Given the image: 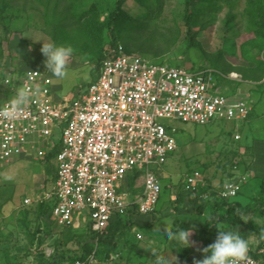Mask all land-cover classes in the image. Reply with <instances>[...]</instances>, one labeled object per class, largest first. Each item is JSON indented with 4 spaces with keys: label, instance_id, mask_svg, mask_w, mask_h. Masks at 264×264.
I'll return each mask as SVG.
<instances>
[{
    "label": "rangeland",
    "instance_id": "obj_1",
    "mask_svg": "<svg viewBox=\"0 0 264 264\" xmlns=\"http://www.w3.org/2000/svg\"><path fill=\"white\" fill-rule=\"evenodd\" d=\"M118 1L0 0V65L7 59V74L13 79L41 68L51 77L56 101L85 87L95 76L98 54L118 45L150 61L220 72L214 83L223 93L243 98L249 115L239 122L224 118L202 125L175 122L177 149L163 165L150 166L163 184L157 225L165 220L161 206L170 188L166 213L187 216L194 210L191 193H183L181 186L187 175H193L202 188V182L218 185L239 169L247 172L248 183L255 185L234 199L250 202L245 221L264 231V213L260 212L264 208V175L254 177L249 168L264 165V0H121L131 21L107 26V17L117 9ZM187 9L190 34L185 25ZM139 24L140 28L136 27ZM42 41L73 47L63 79L45 68ZM235 133L241 135L239 139H234ZM50 180L51 171L43 160L26 157L0 163V264H36L51 247L58 253L75 248L72 236L85 232L83 223L80 227L59 226L52 214L43 211L48 203L42 195ZM25 197L33 202L23 205ZM220 226L238 228L250 245L259 246L264 240V232L246 230L242 225ZM139 229L143 239H127L126 235L112 250L100 248L96 263L154 264L174 256L180 264L190 253L203 258L201 249L212 243L219 231L211 235L192 231L190 246L181 248L178 241L151 228Z\"/></svg>",
    "mask_w": 264,
    "mask_h": 264
},
{
    "label": "built area",
    "instance_id": "obj_2",
    "mask_svg": "<svg viewBox=\"0 0 264 264\" xmlns=\"http://www.w3.org/2000/svg\"><path fill=\"white\" fill-rule=\"evenodd\" d=\"M214 73L154 63L118 45L101 59L85 87L59 101L53 98L51 77L41 68L13 80L6 77L10 93L0 98V107L8 108L18 87L28 99L15 119L0 118V163L19 156L44 160L56 149L55 178L42 198L52 201L51 214L59 226L83 223L99 233L118 215L151 214L162 191L154 168L177 149L175 122L202 125L214 118L247 116L246 101L237 93H223L213 81ZM135 172L139 194L126 187L128 175ZM197 181L187 175L183 190L193 192ZM245 182V175L234 173L213 194L204 192L200 198L231 199ZM32 202L31 197L23 198L25 205ZM95 261L94 249L85 259L75 257L62 264ZM240 264H264V240L257 249H249Z\"/></svg>",
    "mask_w": 264,
    "mask_h": 264
},
{
    "label": "trees",
    "instance_id": "obj_3",
    "mask_svg": "<svg viewBox=\"0 0 264 264\" xmlns=\"http://www.w3.org/2000/svg\"><path fill=\"white\" fill-rule=\"evenodd\" d=\"M117 9L110 12L109 16L107 17L106 25L108 26L109 23L115 24V26H119L124 21H131V15L127 12L123 11V8L121 6V0L117 2ZM149 16L146 15L144 18H148ZM185 25L187 28L188 33L190 34V28H189V10H186V17H185ZM132 23V22H131ZM133 29L135 27V24H130ZM140 24L136 27L140 28ZM112 31V29H109ZM114 45H116L114 43ZM116 47V46H115ZM114 48V47H113ZM126 52H130L126 49H124ZM105 54L100 53L98 54V60L95 64V70L98 68V65L102 58H104ZM154 63H161L152 61ZM171 65V64H170ZM175 65V64H172ZM191 69H201L197 66H191ZM216 76L221 77L220 72L214 73ZM249 115V113H247ZM248 115L243 118L245 120ZM56 149L48 152L43 160V162L48 166V169L51 171V180L52 181L55 178V167L52 164L53 157L55 155ZM139 172H135L131 175H128V189L132 190L133 192H138L139 189L135 187V178L138 176ZM234 172H232L226 179L230 178ZM160 178V177H159ZM225 179V180H226ZM162 184V183H161ZM262 185L264 186V181H262ZM262 186V188H264ZM163 188V184H162ZM208 190V187L203 186L202 188H199L196 186L195 190L191 192L189 199L190 202L194 206V212L196 214H201L204 210V207L206 206V203L208 200H200V194L204 193ZM213 193V192H212ZM189 194V193H187ZM239 194V193H238ZM263 201V200H262ZM48 203V204H47ZM47 205H45L43 211H46V213L51 214V208L52 203L50 201L46 202ZM210 215L208 218H211L213 222H216L217 225H229V226H238L242 225L244 229L258 231V232H264L262 228L259 226L248 223L244 220L243 216L246 213V207L240 205L239 202L229 199H219L214 198L212 200V205L210 207ZM249 209L252 210L250 207ZM261 213H264V208L261 209ZM167 214H170L168 212ZM194 223L195 228L194 230L200 233H213L216 230L215 225H210L209 223L205 222V224H202L200 221L195 219L185 220V219H175L174 225L176 228H184L189 225V223ZM132 223V219L130 216L121 217L118 215L115 219H113L107 227L102 232H91L87 228V226L84 227L85 232L82 234H75L72 236V240L75 244V248H66L61 253H58L55 248L51 247V252L44 256L45 259L41 258L37 261L36 264H62L64 262H68L73 260L75 257H81L82 259H85L87 255H89L94 249L95 254L97 252H100L103 248L106 251L112 250L115 246L117 241L121 238V236L124 234V232L129 228V224ZM166 231V230H165ZM98 249V251H96ZM252 255L255 256V253H252ZM7 264H17V263H7Z\"/></svg>",
    "mask_w": 264,
    "mask_h": 264
},
{
    "label": "clouds",
    "instance_id": "obj_4",
    "mask_svg": "<svg viewBox=\"0 0 264 264\" xmlns=\"http://www.w3.org/2000/svg\"><path fill=\"white\" fill-rule=\"evenodd\" d=\"M40 52L45 58L43 63L55 77L63 79L68 73V63L72 57L74 49L71 45L58 44L54 41L44 42L40 47ZM28 99L27 92L23 89H17L12 102L8 108L0 107V118L15 119L18 115V109ZM210 225H215L219 230L215 240L202 248L205 254L201 260H194L193 264H240L248 257L250 245L249 241L240 233L238 228H224L213 222L211 218H205L203 221ZM167 230L162 234L169 240H176L182 247H188L191 244L189 240L190 233L194 230L195 224L189 223L184 228H176L172 222H165ZM157 231H160L156 227ZM155 255V251L153 252ZM160 264H176V257L163 258Z\"/></svg>",
    "mask_w": 264,
    "mask_h": 264
},
{
    "label": "crops",
    "instance_id": "obj_5",
    "mask_svg": "<svg viewBox=\"0 0 264 264\" xmlns=\"http://www.w3.org/2000/svg\"><path fill=\"white\" fill-rule=\"evenodd\" d=\"M7 60V59H6ZM4 61V63L3 64H1L0 65V98L1 97H3V96H5V95H7V94H9L10 93V84H8V83H5L4 82V78H9L10 77V79L11 80H13V78H12V76H10V75H8L7 74V72H9V70H10V68H9V65H7V61ZM9 64V63H8ZM4 65V66H3ZM221 90V89H220ZM223 91H225L224 89H223ZM224 93H227L226 91L224 92ZM227 120V119H226ZM228 121H236V122H239V121H243V119H240V120H238V119H233V120H228ZM209 122H211V121H209ZM208 122V123H209ZM235 134H238L239 135V137L237 138V139H239L240 138V134L239 133H235ZM234 139H236L235 137H234ZM23 158H26V156H19V157H17V158H14V159H23ZM13 159V160H14ZM166 163V162H165ZM251 170H252V172H253V176L255 177V176H262V175H264L263 173H264V165L262 166V168H260V167H258V166H253V165H251L250 167H249ZM237 169V168H236ZM234 173H236V174H243V175H245L246 176V182L242 185V187H241V190H240V192H239V194L243 191V189L245 190V192H249V190L255 185V184H251L250 182L248 183V178H247V175H248V173L247 172H244V171H242V170H239V169H237L236 171H234ZM161 178V177H160ZM254 180V179H253ZM53 181V180H52ZM52 181H50V184H51V182ZM224 181V180H223ZM183 182H184V180H183ZM139 184L140 183H138L137 185H135V187H137L138 189H139V191L138 192H133L132 190H129L128 189V181H127V183H126V187H127V189H128V191L129 192H131V193H133V194H139L140 193V191H141V187L139 186ZM219 184H221V183H219ZM219 184L217 185V184H210V183H204V182H202V185L203 186H205V187H208V190L206 191V192H210V193H212L218 186H219ZM183 185V184H182ZM181 185V186H182ZM197 185H198V181H197ZM196 185V186H197ZM217 185V186H216ZM170 187V186H169ZM245 187V188H244ZM46 190H47V188H46ZM170 193L168 194L169 195V197L166 195V200L163 202V206H161V208L163 207V212H162V215L163 216H165V217H163L165 220L167 219V222H172L173 224H174V221H175V219H185V220H190V219H195V220H201V221H203L205 218H208L209 217V215H210V207H211V205H212V200L214 199H210V200H208L207 201V203H206V206L204 207V210H203V212L201 213V214H196L195 212H194V210H191V213L190 212H187L188 214H186L187 216H183L184 214H183V212L182 213H180L179 215H174L173 213H171L170 212V214H167L166 213V211L168 210L166 207V205H167V200L168 199H171V197H172V190H171V188H170V191H169ZM183 193H186L184 190H183ZM213 194V193H212ZM239 194H237L235 197H233V198H231V199H229V200H234V201H237V202H239L240 203V205H242V206H244V207H246V205H248V204H250V202H248V204H243L242 202H241V200H235L234 198H236ZM199 199L201 200V198L199 197ZM203 200V199H202ZM263 200H264V198H263ZM47 201H50L51 203H52V201L51 200H47ZM159 201V200H158ZM22 204H23V200H22V202H21ZM191 203V202H190ZM31 204V203H30ZM192 204V203H191ZM23 205H25V204H23ZM27 205H29V204H27ZM193 205V204H192ZM192 208H194V206H192ZM180 210V209H179ZM209 210V211H208ZM208 211V212H207ZM260 212H261V210H260ZM158 202H157V205H156V208H155V210L151 213V214H140V215H134L131 219H132V223L131 224H129V228L124 232V234L121 236V238H124V236H126V238L127 239H132V240H140V239H143V234H142V232L140 231V229H139V227H142V226H146V227H148V228H151L152 230H154V232H156V233H160V234H162L165 230H167V225L165 224V220H164V222H163V224L160 226V225H157V221H156V218H158ZM247 213V212H246ZM245 213V214H246ZM243 218H244V220H245V215L243 216ZM135 221H137V224H135ZM202 223V222H201ZM202 224H205V222H203ZM221 224H219L218 225V227L220 226ZM80 227V226H79ZM156 227L160 230V231H157L156 230ZM137 230V231H136ZM218 229L216 228V230L213 232V233H201V234H203V235H211V234H215L216 233V231H217ZM193 231H195V230H193ZM137 232H139L140 234H141V237L140 238H137L136 237V233ZM197 232V231H196ZM200 233V232H199ZM163 235V234H162ZM154 240V239H153ZM152 240V241H153ZM151 241V240H150ZM151 241V242H152ZM163 245V244H162ZM166 245V243H164V246ZM250 245V244H249ZM260 246V245H259ZM259 246H254V245H250V249H252V250H255V249H257ZM50 250H51V248H50ZM46 254V253H45ZM202 255H203V258H204V253L202 252L201 253ZM157 258H160V257H157ZM203 258H200L197 254H195V253H190V256L188 257V258H185L183 261H181V263L180 264H193V262H194V260H201V259H203ZM160 259H163V258H160ZM96 263V261L93 263V264H95ZM96 264H98V262L96 263ZM154 264H160V261L159 262H156V263H154Z\"/></svg>",
    "mask_w": 264,
    "mask_h": 264
}]
</instances>
